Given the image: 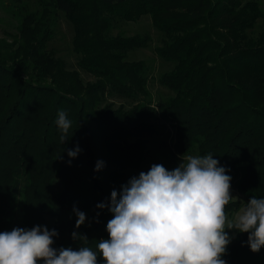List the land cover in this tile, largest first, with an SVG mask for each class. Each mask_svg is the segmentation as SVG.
<instances>
[{"label":"trees","instance_id":"16d2710c","mask_svg":"<svg viewBox=\"0 0 264 264\" xmlns=\"http://www.w3.org/2000/svg\"><path fill=\"white\" fill-rule=\"evenodd\" d=\"M36 2L32 10L14 0L18 35L0 40V232L41 225L57 230V249L96 250L113 216L96 206L150 169L143 164L149 139L159 133L151 121L157 114L175 128L173 146L156 142L161 158L212 154L238 193L264 197V28L251 35L264 18L260 0ZM59 12L73 26L78 67L92 83L47 49ZM146 15L165 37L155 52L174 63L159 79L174 96L156 105L147 101V63L128 60L150 38L111 33L115 22ZM113 96L136 105L115 109L105 104ZM61 110L72 121L63 143L55 123ZM77 144L82 151L71 159L68 149ZM97 161L104 162L100 171ZM74 207L86 214L79 229ZM241 208L230 201L225 211ZM73 231L87 241L73 239ZM247 239L245 233L229 246L227 264H261L264 247L254 253Z\"/></svg>","mask_w":264,"mask_h":264},{"label":"clouds","instance_id":"9594fccd","mask_svg":"<svg viewBox=\"0 0 264 264\" xmlns=\"http://www.w3.org/2000/svg\"><path fill=\"white\" fill-rule=\"evenodd\" d=\"M55 123L63 143L72 121L61 110ZM81 151L77 144L67 154L75 159ZM103 167L97 161L95 170ZM227 171L212 154L183 156L172 170L153 164L119 193L113 190L110 202L97 204L113 216L106 225L108 238L99 240L96 250L57 249L56 229L17 227L0 232V264H98V256L103 264H227L223 257L233 237L226 229L248 233L250 250L259 252L264 247V197L253 196L229 218L225 208L234 197ZM73 212L79 229L86 214L75 207ZM72 237L87 241L77 231Z\"/></svg>","mask_w":264,"mask_h":264},{"label":"rangeland","instance_id":"374dc122","mask_svg":"<svg viewBox=\"0 0 264 264\" xmlns=\"http://www.w3.org/2000/svg\"><path fill=\"white\" fill-rule=\"evenodd\" d=\"M24 2H26L32 10L38 9L36 0H24ZM260 3L264 11V0H260ZM13 5L14 0H0V40L12 42L18 35L19 22L15 16V7ZM263 28L264 18L258 21L255 30L253 33L251 32V35L254 37L258 36ZM111 33L112 35L124 34L126 36L139 35L142 37H149V45L146 48L130 52L128 60L145 61L147 63L149 75L148 91L150 93V98L147 99V101H151L152 105H156L159 102H165L167 99L174 96L172 91L161 86L159 83L160 77L171 71L174 67V63L163 60L155 52L156 48L162 45L165 37L154 26L151 17L149 15L143 16L137 22H128L123 20L117 21L115 22ZM73 38L74 30L72 24L67 20L63 12H59L56 25L54 26V34L48 43L47 49L54 55L55 58L61 59L66 63L67 70L78 72L81 80L85 84L92 83L95 81V78L78 67L80 56L73 50ZM105 104H112L115 109H118L122 105L129 109L136 105V102L113 96L105 101ZM151 121L158 126L159 133L155 138L149 139L143 167L146 169L151 167L153 164H162L168 170H172L182 163L183 156L177 155L168 159L161 158L157 153L156 142L164 140L169 146H173L175 143V128L171 122L162 119L158 114L155 115ZM191 155H198V153L197 151H194ZM60 187V181L56 179V182L53 185V191L57 192ZM230 193L234 197L232 202H240L242 204V208L244 204H247L250 201V199L238 193L236 188L232 185L230 186ZM238 212L230 215L229 218L234 217ZM226 231H228L229 235L233 237L231 243L227 246V251L229 246L239 238H242L245 233H238L235 230L227 229ZM261 264H264V259Z\"/></svg>","mask_w":264,"mask_h":264}]
</instances>
